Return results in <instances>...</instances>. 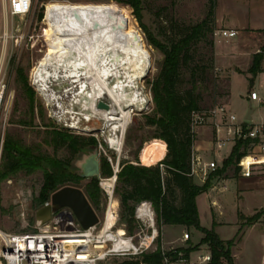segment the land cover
I'll return each mask as SVG.
<instances>
[{
	"label": "rangeland",
	"instance_id": "374dc122",
	"mask_svg": "<svg viewBox=\"0 0 264 264\" xmlns=\"http://www.w3.org/2000/svg\"><path fill=\"white\" fill-rule=\"evenodd\" d=\"M103 2L111 4V0H32L31 9L25 17L7 19L9 37L0 49V73L4 74V91L0 109V135L2 138L8 135L20 144L30 147L34 153L65 162V167L71 172L76 169L75 164L81 160L83 155L95 149L99 165L105 163L111 175L112 167H114L116 161L118 163L127 162L144 165L142 163L144 146L149 142L155 141L156 138L160 139L156 135L157 129L155 126L145 125V115L149 114L153 107L150 83L157 74L163 55L149 44L144 30L140 27L135 17L126 11L122 12L114 5L120 10L118 11L115 7L119 15V23L132 31L135 38V49L148 63L145 75L140 78L142 80L139 83L142 95L148 100V104L143 106L141 110L133 111L131 122L123 135L122 152L120 154L108 147L104 137L102 120L101 122L94 119L88 122L82 121L78 129L69 128V125L73 122L71 115H62L59 106H54L52 102L47 100V97L41 95L37 88L35 89L30 84V81H32V77L30 78L31 72L44 52L51 47L67 43L64 38L66 28L65 6L68 3ZM209 7V0H139L140 22L150 36L169 45L178 40L188 27L207 19L206 27L207 29L212 28V31L208 32L201 40L191 43L188 53L189 64H182L180 67L178 89L181 92H185L194 88L192 92L197 99L199 112L207 116L214 108L223 106L226 113H232L238 120H242L250 107L253 113L252 118L248 120V124L264 122V70L256 74L248 72V64L250 58L252 59L253 57V51H250L249 56L241 52L244 50H241L239 37L234 39H237L236 45L235 42L230 43V41L214 36L215 30L221 28L216 25V17L219 26L264 28V0H216L214 22H211V18L208 16ZM38 12H41L40 18H37ZM132 23L140 33L134 28ZM10 28H16L17 30L11 31ZM215 52L219 55L218 60L222 63L231 61V58H227V56L237 53V73H231L230 79L228 69L216 64ZM16 68L22 69L26 82L33 92V115L28 109L25 93L15 81ZM54 85L55 83L51 87ZM75 89L74 86L73 89L68 90L69 93L66 97L65 95L62 96V105H69L70 96L76 92ZM229 90L230 95L228 97ZM250 90L255 91L263 102H250L247 98ZM55 96H58V94H55ZM19 120H24L25 122L20 123ZM207 126V134L212 141L215 140V131L213 128L212 131L209 128L210 123H205L193 129L195 139H197V131ZM97 127L99 131H93ZM57 130H64L81 138H93L95 144L87 146L80 152L71 153L65 143L61 141H55L54 143L51 139L52 132ZM230 148L231 144L229 143L221 151V155L223 156L229 152ZM211 154L217 161V168H220L224 159L221 160L214 151H211ZM218 160L221 161L219 162ZM248 161H250V158H245L243 163L247 164ZM157 166L161 168L159 164ZM103 167L99 166V175L108 177L104 173L106 167ZM211 172L213 171H208V176ZM220 177L237 181V202L234 201L233 196L235 183L232 180L227 181L225 183L226 191L218 197L222 206L221 213L223 217H218V212L215 214L213 209L210 211L209 208L201 205L199 206L200 225L203 228L211 229L213 218L219 221L225 220L217 228L215 227L217 225H215L214 229H216L221 238L232 237L235 233V227L230 222L236 217L237 205V225L238 228L240 227V231L237 236L231 238L234 242L231 248L233 263L237 248L235 264H260L259 260L263 255V223L258 218L260 210L264 206V187H262L264 186V176L256 173L251 180L241 179L238 183L240 176L236 164V166L229 167ZM193 180L196 184H203L196 177H193ZM219 180L221 178L216 177H212L210 180V188L213 184L217 186V190H214L215 192H218L220 187ZM87 182L88 179H79L75 187L79 188L84 194L83 185ZM248 182L250 183L248 184ZM66 184H69V182L62 183V186ZM41 185L42 172L40 169H36L29 174L18 172L9 178L0 180V234L13 233L19 230L20 223L15 216L17 204L14 201L18 193V187L29 189L30 195L35 198L38 196ZM120 186L122 185L116 180L115 188ZM167 198L175 206L180 203V195L177 190L173 194L168 193ZM104 205L105 199L99 190L98 203L92 208L98 216L99 222L101 213L103 214ZM118 210L119 213L121 211L119 204ZM239 213L243 218H239ZM254 214H258V218L252 224H248L245 221V217H250ZM137 230V223L133 222L128 234H133ZM159 231L161 246L164 248L171 245L176 247L182 245L179 238L184 231L189 234L188 245L197 246L201 244L200 240L203 237V234L195 228H186L182 225L179 227L160 225ZM137 240V237L133 239L134 242ZM156 249L152 247L141 254L153 253ZM141 254L135 256H112L100 264H121L122 262L139 261ZM0 264L5 263L0 259ZM223 264L226 263L223 262Z\"/></svg>",
	"mask_w": 264,
	"mask_h": 264
},
{
	"label": "trees",
	"instance_id": "16d2710c",
	"mask_svg": "<svg viewBox=\"0 0 264 264\" xmlns=\"http://www.w3.org/2000/svg\"><path fill=\"white\" fill-rule=\"evenodd\" d=\"M209 1L208 16L211 18V22H214L216 0ZM111 4L116 5L122 12L126 11L132 14L144 30L149 44L163 55L157 74L150 83L153 107L151 112L145 115V125L156 127V135L160 139L156 138L155 140L165 142L166 155L157 163L161 168L157 164L144 166L127 162L118 163L119 170L116 174V180L122 186L114 188V194L121 209L118 213L119 221L125 224L126 232L128 233L134 222L132 217L133 205L138 201L149 200L156 211L158 230L160 225L193 227L203 234L200 243L207 244L211 249V264H223V262L234 264L231 254V248L234 245L233 240H222L218 236L214 231V226L216 225L214 220L211 229L203 228L200 225L195 198L210 188L212 177H219L229 167L236 166L239 157L245 153L248 142L236 141L229 155L222 161L221 167L211 172L202 185L196 184L193 177L189 175L195 141L191 118L193 112L199 111V105L192 92L194 88L181 92L177 87L180 67L182 64H189L188 53L191 43L201 40L208 32L212 31V28L207 29V19H204L188 27L178 40L167 45L150 36L141 24L139 0H111ZM118 8L117 10L120 11ZM40 16L41 12H38L37 18H40ZM134 28L136 29L135 26ZM261 70V56L253 54L248 72L256 74ZM15 81L25 93L28 109L33 115V92L28 86L21 68H16L15 70ZM19 122L24 123L25 121L19 120ZM51 139L54 143L55 141L65 143L71 153L80 152L87 146L95 144L93 138H81L64 130L52 132ZM0 159V180L9 178L18 172L29 174L36 169L41 170L42 185L38 196L33 198V207H38L45 202L52 192L62 186V183L71 182L76 184L80 179L70 170H67L65 162L64 164L52 157L34 153L30 147L20 144L8 135L2 140ZM99 166L106 167V164L102 163ZM104 173L109 176V168L106 167ZM175 190L180 195L178 206L173 205L167 198L168 193L173 194ZM83 192L90 206L94 208L99 198L96 178H90L83 185ZM238 216L243 218L240 213ZM257 218L258 214H254L250 217H245V221L248 224H252ZM239 231L240 227L237 234ZM160 261L161 242L159 231L155 252L141 254L139 261L122 262L121 264H160Z\"/></svg>",
	"mask_w": 264,
	"mask_h": 264
},
{
	"label": "built area",
	"instance_id": "2783aa9c",
	"mask_svg": "<svg viewBox=\"0 0 264 264\" xmlns=\"http://www.w3.org/2000/svg\"><path fill=\"white\" fill-rule=\"evenodd\" d=\"M31 4L32 0H0V49L9 37L7 19L25 17L31 9ZM10 30L17 29L10 28ZM236 35L238 31L225 28H219L214 32V36L221 39H230ZM254 54L261 56V69L264 70V35L261 43L254 49ZM3 78L4 74L0 73V109L4 91ZM30 82L34 86L32 81ZM34 88L36 89L35 86ZM247 98L250 102H263L253 90L248 92ZM205 123H210L215 131L214 152L219 151L226 142L233 144L236 141L248 142L245 153L237 160L240 177L250 178L256 173L264 176V122L248 124V119L238 120L234 114L226 113L224 107L220 106L211 110L208 116L199 111L192 113V129ZM2 140L0 135V153ZM245 158H250L247 165L243 163ZM217 167L216 160L204 161L199 154L193 152L189 175L204 183L208 177V171H214ZM118 170L116 161L112 167L111 176H114V181L111 186L103 182L110 176H97V185L105 199L103 214L101 213L100 222L98 218L96 224L85 229L80 226L73 211L67 206L50 212L48 220L44 223H37L34 220V213L38 208L49 204V199L33 208L31 204L33 197L29 189L18 187L14 201L17 204L15 216L20 226L17 232L0 234V259L5 264H100L112 256H135L152 247L156 249L159 230L156 223V211L151 201L142 200L133 205L132 217L138 227L135 233L128 234L125 224L119 221L118 199L114 194ZM111 198L116 199V205L112 208L113 222L108 230L99 236L97 232L103 226L105 212ZM211 206L217 209L218 214H221L220 207L215 201H211ZM261 209L258 220L263 223L261 264H264V206ZM116 227H121L123 234L115 242L110 234ZM136 237L138 240L134 242L133 239ZM179 240L182 243L179 247L161 246L160 264H211L212 253L207 244L188 245L189 234L185 231Z\"/></svg>",
	"mask_w": 264,
	"mask_h": 264
},
{
	"label": "bare ground",
	"instance_id": "6f19581e",
	"mask_svg": "<svg viewBox=\"0 0 264 264\" xmlns=\"http://www.w3.org/2000/svg\"><path fill=\"white\" fill-rule=\"evenodd\" d=\"M64 11L67 43L44 52L31 72L32 84L60 107L62 115H71L69 127L78 129L82 121L101 119L108 147L120 154L133 111L148 104L139 85L148 63L136 51L132 31L119 23L113 4L68 3ZM54 83L56 88L51 87ZM74 86L76 92L71 93L69 105H62V96ZM102 103L107 107L98 106ZM165 155L164 141L149 142L144 146L142 163L154 165ZM113 181L114 176H110L103 182L111 186ZM115 205V198H111L99 236L112 225ZM121 234L122 228L116 227L110 237L116 242Z\"/></svg>",
	"mask_w": 264,
	"mask_h": 264
},
{
	"label": "crops",
	"instance_id": "0c3cea01",
	"mask_svg": "<svg viewBox=\"0 0 264 264\" xmlns=\"http://www.w3.org/2000/svg\"><path fill=\"white\" fill-rule=\"evenodd\" d=\"M216 25H217V27L238 31V35H236L235 37H232L230 39H222V40L230 41V43H234L235 42L236 45H237V39L236 40H234V39L239 37V44L241 45V50H244V51H241V52L245 53L247 56L250 55V51H253V54H254V50H253L254 47L258 46V44L261 43V41L263 39L264 28H257V27H245V28H243V27H237V26L226 27V26H223V25L219 26L217 17H216ZM215 58H216V64L217 65L221 66L224 69H228V71H229V79H230V74L231 73H233V72L237 73V53L236 54H230L229 56H227V58H231V61H229L227 63H222L220 60H218L219 55L216 52H215ZM251 62H252V59L250 58L249 64H248L249 65L248 68L250 67ZM229 95H230V90H229ZM229 95H228V97H229ZM203 128L204 129L197 131V139H195V141H194L193 152L199 154L203 158L204 161L208 162V161L216 160L215 157L211 154V151H213V141L210 139L209 135L207 134L208 130H206V129L208 128V126L207 127H203ZM209 128L212 131L213 127L209 126ZM200 133L202 134L201 136H200ZM221 134H222V131L220 132V135ZM229 143L231 144V148H230V151H231L232 146L234 144L232 142H226L219 151L215 152L221 158V160L225 159L230 153V151H229L225 155H223V156L221 155V151ZM221 160H218V161L220 162ZM244 165H247V164L245 163ZM144 166H148V165H144ZM216 178H221V180L218 181V183L220 185V187L218 188V192H215L217 190L216 189L217 186L213 184L212 187L210 189H208V191L197 195L196 198H195V204H196L198 216L200 215L199 206H201V205L204 206V207L206 206L207 208L210 209V211H211V209H213L214 213L215 214L217 213V209L211 206V201L212 200L215 201L219 205L220 211L222 212V206H221V203L218 200V197H220L223 194V192L226 191L225 183L227 181L232 180L235 183V190H234L235 192H234L233 196H234V201L237 202V195H238L237 194V181H235L234 179L222 178L220 176L216 177ZM251 178L252 177H250V178H242V177H240L238 179V183L241 181V179H247V180L249 179V180H251ZM250 182H248V184ZM262 187H264V186H262ZM237 208L238 207L236 205V217H235V219L232 222H230V224L234 225V227H235V233H234V235L232 237L221 238L219 236V234L216 232V229H214V231L218 234V236L222 240H229V239L233 238L237 234V231H238ZM239 211H241V210L239 209ZM217 216L220 217V218L223 217L222 213L221 214L217 213ZM213 220L215 221V223L217 225V226H215L216 228L218 227V225H222V224H220L221 222L225 221V220L224 221H222V220L219 221V220L214 219V218H213ZM213 220H212V222H213ZM174 226H178L179 227L180 225H174ZM207 229H209V228H207ZM236 256H237V248H236V252H235V256H234V264H235ZM261 258H262V256L260 257V260H259L260 264H261Z\"/></svg>",
	"mask_w": 264,
	"mask_h": 264
},
{
	"label": "water",
	"instance_id": "95a60500",
	"mask_svg": "<svg viewBox=\"0 0 264 264\" xmlns=\"http://www.w3.org/2000/svg\"><path fill=\"white\" fill-rule=\"evenodd\" d=\"M98 106H101L102 108L107 107V105L103 103L98 104ZM252 113L253 110L249 107L244 118L248 120L251 119ZM99 121L101 122V119ZM93 131H99L98 127L93 129ZM75 165L76 169L72 171V173L80 179L97 178L99 175V163L95 149L83 155L81 160ZM63 206H67L73 211L74 216L83 229L98 222L96 213L91 208L82 191L77 187L69 185L62 186L52 192L49 196V204L44 205L35 211L34 220L39 224L44 223L48 220L50 212Z\"/></svg>",
	"mask_w": 264,
	"mask_h": 264
},
{
	"label": "flooded vegetation",
	"instance_id": "af4514ba",
	"mask_svg": "<svg viewBox=\"0 0 264 264\" xmlns=\"http://www.w3.org/2000/svg\"><path fill=\"white\" fill-rule=\"evenodd\" d=\"M90 180V178L88 179V181ZM66 185H69V186H76L77 185V183L76 184H72L71 182L69 183V184H66Z\"/></svg>",
	"mask_w": 264,
	"mask_h": 264
}]
</instances>
